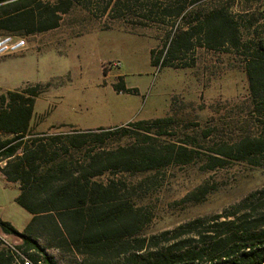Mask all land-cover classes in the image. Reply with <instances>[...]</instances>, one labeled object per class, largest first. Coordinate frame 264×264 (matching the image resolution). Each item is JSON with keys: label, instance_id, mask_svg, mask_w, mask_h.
<instances>
[{"label": "rangeland", "instance_id": "374dc122", "mask_svg": "<svg viewBox=\"0 0 264 264\" xmlns=\"http://www.w3.org/2000/svg\"><path fill=\"white\" fill-rule=\"evenodd\" d=\"M44 1L54 6L63 0ZM71 1L74 5L58 29L26 38L23 52L0 59L1 89L45 86L35 105V131L68 133L74 128L102 135L97 129L166 116L176 118L174 137H167L176 142L212 131L196 144L192 164L162 169L153 175L155 186L135 198L153 217L145 235L221 212L264 185V168L235 161L206 168L218 145L233 144L257 128L250 117L249 83L240 56L226 47L208 48L199 35L188 39L202 17L224 9L240 21L242 41L264 40V0ZM249 20L254 24L250 30ZM211 26V20L203 25L206 37ZM178 42L190 48L175 53ZM120 78L126 89L136 92L118 91ZM140 131L124 126L100 140L91 137L84 150L125 146ZM118 177L137 184L148 176ZM203 184L211 191L204 202L181 203ZM19 193L0 172V217L25 230L32 216L16 203ZM47 253L58 264H70L58 251Z\"/></svg>", "mask_w": 264, "mask_h": 264}, {"label": "trees", "instance_id": "16d2710c", "mask_svg": "<svg viewBox=\"0 0 264 264\" xmlns=\"http://www.w3.org/2000/svg\"><path fill=\"white\" fill-rule=\"evenodd\" d=\"M73 5L71 0L54 6L44 0H0V35L30 38L56 30ZM208 20L212 26L206 37L203 25ZM240 27L237 18L221 9L202 17L194 33H187L188 39L199 35L210 49L226 47L240 56L249 83L250 117L257 128L233 144L218 145L208 156L210 170L229 161L264 168V40L242 41ZM246 28H254L253 22ZM182 48L190 47L178 42L173 50ZM115 88L136 92L126 89L123 78ZM45 90L40 84L0 88V172L18 185L16 203L32 216L22 233L1 219L0 229L19 237L21 246L33 251V261L42 257L44 264H58L47 253L55 250L63 260L71 259L70 264H264V185L221 212L144 234L153 217L135 198L155 186L153 175L162 169L192 164L196 144L212 131L176 142L167 139L174 137L176 118L166 116L97 129L102 135L74 128L68 133L37 132L32 124L35 105ZM124 126L141 130L134 142L111 150H84L91 137L100 140ZM124 174L148 177L132 184L118 177ZM210 192L203 184L181 203L200 204Z\"/></svg>", "mask_w": 264, "mask_h": 264}, {"label": "built area", "instance_id": "2783aa9c", "mask_svg": "<svg viewBox=\"0 0 264 264\" xmlns=\"http://www.w3.org/2000/svg\"><path fill=\"white\" fill-rule=\"evenodd\" d=\"M27 48V40L23 37L0 35V59L19 54ZM0 252L11 261V264H44L43 258L33 261V251H27L21 244L10 240L7 233L0 229Z\"/></svg>", "mask_w": 264, "mask_h": 264}, {"label": "crops", "instance_id": "0c3cea01", "mask_svg": "<svg viewBox=\"0 0 264 264\" xmlns=\"http://www.w3.org/2000/svg\"><path fill=\"white\" fill-rule=\"evenodd\" d=\"M124 125V124H123ZM3 176V175H2ZM4 177V176H3ZM6 180V179H5ZM17 188H18V185L17 184H14ZM0 219L1 220H3V221H6V222H9L18 232H20V233H22L24 230H19V229H17L14 225H13V223L11 222V221H9V220H7V219H4V218H1L0 217ZM9 235V234H8ZM9 237H10V240L12 241V242H14V243H16V244H22V240L19 238V237H16V236H14V235H9ZM1 253V252H0ZM0 264H7V261L0 255Z\"/></svg>", "mask_w": 264, "mask_h": 264}]
</instances>
